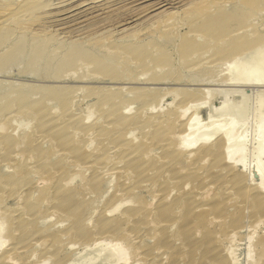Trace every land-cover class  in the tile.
Masks as SVG:
<instances>
[{"label": "rangeland", "instance_id": "obj_1", "mask_svg": "<svg viewBox=\"0 0 264 264\" xmlns=\"http://www.w3.org/2000/svg\"><path fill=\"white\" fill-rule=\"evenodd\" d=\"M97 1L99 0H50L49 10H45V14H47V12L51 14L61 13L63 15L62 18L70 16L72 17L71 20L78 17L79 21L81 20L80 26L77 25L73 27V29L89 26L88 28L93 30L95 26L96 29H102L103 27V29L106 30L110 26L118 24V21H122L127 24L124 23L126 25L121 29L126 28L128 30L133 26H136V29H141L142 27L145 29V26L150 24V21H155V18L157 19L158 17L165 16L172 12L176 14V16H174L177 18H186V16H182V14L186 15L191 11V8L184 7L183 5L187 0L185 2L168 0L170 4L157 11H152L154 10L152 8L153 3L164 0H154V2L152 1L151 3L150 0H138L134 3H131L133 0H130L131 2H124V5L121 3L118 6L112 7V9L110 8L111 11L110 9L101 11L95 8L101 7V4L103 5L109 0H104L105 2L103 1V3L98 2V4ZM176 2L180 3L177 4ZM181 5H183L182 7L184 8H181ZM106 6L109 7L112 6V4ZM92 7L93 9H91ZM105 7L101 8L103 9ZM115 8L121 9L114 11ZM132 9L134 11H132ZM61 11L65 13L63 14ZM94 11L96 12L94 13ZM105 11L109 13L107 14ZM160 11L166 14L160 15L162 14ZM87 13L89 15H87ZM98 13H101L102 16L98 15ZM73 15L76 16L73 17ZM79 15L81 16L79 17ZM93 15H96L95 19ZM100 17L103 18L101 19ZM93 20L95 21L93 22ZM134 20L137 21L135 22ZM79 21L71 23L70 26H72V24H78ZM104 23L108 24L104 25ZM37 24L38 23H36V25ZM99 24L102 25L99 26ZM109 24L110 26H108ZM106 26H108V28ZM112 39L113 38H111V40ZM108 41H110V39ZM108 41H106V44L109 45L110 43ZM117 43H120V41ZM121 43H123V40ZM6 45L3 46L5 47ZM117 51L118 49H116L115 52L118 53ZM99 52L102 54L105 53L104 51ZM177 54L176 52L167 55L164 52H160V54L155 57V60L161 59V62L162 59L165 58V63L163 62L161 65L150 63L149 66V64H144V60H142L141 62L138 61L139 63L135 65L124 63L122 67L114 64L117 63L116 59L118 58L115 59L116 56L114 55L115 57H111L114 59L113 62L111 61L113 64L111 63L108 67H101L104 69L100 70L103 74H100L101 79L98 78L99 69L95 67V65H90L91 68L89 69H84V66L81 64V66H76V68L73 64L69 67H62L57 63L47 66L45 62L35 66L30 60H22L21 62L19 58H14L12 51L7 53L3 52L0 55V71L6 70V75L10 74L9 76H11L10 78L9 76L6 77L5 73L0 74V81L3 82L0 83V89L5 86L1 89L2 98H0V138L2 141V139L5 140V138L12 136V141L8 142L9 140H5L0 143V157H2L0 158V259H3L2 256H9L13 253L11 256L14 261L13 259H11L12 261H8L10 264H111L110 261L109 263H105L103 260L102 262L101 260L97 261L95 259L94 255L97 256V254H95L96 252L94 253V249L98 242L102 243V245L97 247L99 249L96 248V250L99 251L102 247L105 251L107 250V252L108 250L113 252L114 247L120 248L119 252H116V254L113 252L111 254L114 259L117 260L114 261L113 259L112 264H235L236 261H238V264H264V211H262L260 205H256L258 203L253 200L259 192L256 193V189L252 191L249 190V193L247 190L236 189L237 187H234L236 183L234 182L236 179H233L234 174L231 168L227 166L228 164L222 161L223 159L209 157L213 161H210L209 158L204 161L209 162V164L206 163L207 166L204 162L200 164L196 160L193 162L191 161L192 164L186 163L188 162L187 160H182L184 158L178 156L177 150L174 149L176 144L174 145L173 143L177 141L179 136L185 133V124L188 122V119H191L193 116L198 117L194 127L196 128V126H198L196 129H199V132L210 131L211 129V131H220L218 135L219 138L224 136L227 137V134H231V136H235V139H239H233L236 142L238 141V143L244 140L245 137V139L247 138L244 140L245 144L241 143L240 145H236V142L231 141V143H235V145L233 146L231 143V146L229 145V154L233 157L232 160L236 163L238 159L240 160L239 164L241 163L240 165H242L241 168L238 164L239 167L234 169L233 172H240L241 170L244 173L245 171L246 174L250 175L249 177L253 184L257 185L261 183L258 166L264 163V155L257 157V154L256 156L255 153H258V151H255V147H258V145L255 144L252 138H255L256 134L262 129V126H264V87H243L241 88L242 92L238 95H230L222 100V96L217 94L214 95V91L231 89L226 87L222 82L228 78L230 70L227 71L224 69L222 75L215 71V69L207 67H202V69L200 67L193 71L188 67L190 65H186V63L184 65L183 61L181 62V59L179 60ZM97 56H99L97 59L103 60V58H100V56L103 55L97 53ZM5 60L6 62H4ZM13 63L17 64L15 65ZM85 63L86 61L83 64ZM247 63L248 61L245 60V62L239 65L236 71V75L240 79L244 77V73L252 67L251 65L248 66ZM158 66L161 68L160 72L155 69V67L158 68ZM32 69L36 70L35 73H41V78L45 77L46 73L50 71L49 74L53 73L52 75L54 76L62 75L64 77L66 75H72L73 72L76 73L77 76L80 74L78 76L79 79L80 76L81 78L84 76V78L87 77V80L83 79L85 81L84 83L80 80L82 82L79 83V80L75 77L71 80L73 82L68 84L29 83L26 81L29 78L27 73ZM46 69L48 70L46 71ZM165 69L168 71L166 72ZM22 71L23 74H21ZM210 71L211 75H213L211 77L209 74ZM256 71L264 73V65H261ZM218 76H220L221 81ZM211 78H213V80L217 78L216 80L220 83L216 81L212 82ZM29 80H31V78H29ZM244 85L245 84L239 86ZM199 89L210 90V93L213 92V95L210 93L209 95L211 96L204 94ZM145 91L147 94L144 96ZM176 93L178 94L176 95ZM130 96L133 97L130 98ZM147 96L150 98L148 99ZM18 97L20 103L17 101L19 100ZM16 98L17 100H14ZM22 98L23 100L21 101ZM151 98H153L155 102ZM1 99H3V101ZM107 100L108 102L110 101V103H107ZM204 102H207L206 105L194 107L196 104L198 105ZM104 103H107V105L105 104V106ZM27 105L28 107H26ZM238 105H242L244 109L235 112L233 109L237 108L236 106ZM40 106L43 108V112ZM174 107L179 110V114H181V112H187L186 114L183 113L186 117H181L179 120L178 128L176 127V130H172V133L177 137L168 134L167 130L172 128V124L164 121L166 119V114L173 110ZM220 108L225 111L220 112ZM178 110L177 116L179 115ZM120 114L128 117H133L137 114V116L140 115L141 118L134 123H122L119 118L122 117ZM59 120H61L60 123ZM22 122L24 125H20L23 124ZM182 127L183 131L181 130ZM87 130L91 131L89 132ZM158 130H161V134ZM57 131L60 132L57 135L58 137L56 136ZM165 131L167 132L165 133ZM199 132L197 135L200 134ZM222 133L223 135H221ZM65 134L68 136L66 137ZM73 135L74 137H72ZM60 136H62V138L65 137V139L61 140ZM169 136H171L172 139ZM240 136H242V140ZM70 138L72 140H70ZM6 141L8 143H6L7 146L4 144ZM126 142L128 144L133 143V145L130 144L132 147L128 145L129 148L127 144H124ZM141 142L143 144L147 142L148 144L143 145ZM64 143H68L67 146ZM134 145L139 149V152L137 151L139 154L136 152L138 149L135 148ZM145 145H147V147ZM171 146H173V148ZM14 147L15 149H13ZM145 147L147 149H145ZM148 153H150L151 156ZM176 153L177 156L175 155ZM85 154L88 158H86ZM83 155L84 157H82ZM28 157L29 159L30 157L33 159H31L32 162L29 161ZM41 159L43 161H41ZM158 161L164 165H161ZM38 162H40L39 167L37 165ZM66 162L67 164H65ZM40 164L45 165L44 169ZM230 165L231 164H229V166ZM68 166L71 169H69ZM195 166L201 167L195 169ZM6 167L7 170H5ZM187 167L189 171H187ZM40 168L42 170H40ZM93 169L97 170L94 171ZM214 170H217L216 172L219 170V172L216 173ZM186 171L190 175H188ZM179 172L181 176L178 175ZM195 172L199 173L193 175ZM12 179L13 182L11 181ZM62 179H68V181L72 183H69L66 189L64 188L61 190L58 184ZM226 180H228V182H226ZM251 181L249 182L250 184ZM183 183L185 184L183 185ZM244 183H247V181ZM221 186L224 187L222 188ZM70 189L72 192L69 191ZM177 194L181 195L179 196ZM180 200L183 201L184 205L181 204L182 201L180 202ZM246 201L248 202L246 203ZM174 203L179 204V207L175 210L176 212L173 213L172 204ZM251 203L253 204L252 206ZM119 204H122V206L116 210L117 212H113L112 215L108 214L111 210H115ZM123 213L129 215V220H119L121 222L119 225L112 221L117 218L119 219L121 215L123 216ZM109 215H111V217H108ZM158 216H160L165 223H158V225L156 222ZM179 217H181V219ZM153 218L155 219L153 220ZM106 219L108 220L106 221ZM71 220H74V222L72 223ZM151 221L153 222L152 224ZM76 222L78 225H75ZM115 224L117 226H114ZM154 224H157L155 225L156 227H154ZM162 225L163 227H161ZM167 225L168 227H166ZM158 226H160V228ZM181 232L182 234L184 233V236L176 241L174 235ZM233 233H237L233 235L236 236V238L231 237ZM97 239H100V241H97ZM225 239H227V241ZM228 239H230V241ZM33 244H35V246ZM69 246L70 248H68ZM14 248H16V250L19 248L17 252L20 253L16 252L14 255L15 252H11ZM86 248L88 249L86 250ZM56 250L59 251L57 252ZM110 252L108 253L110 254ZM7 253H9V255ZM127 256L129 257V262H126L127 260L125 261ZM2 259L0 260V264Z\"/></svg>", "mask_w": 264, "mask_h": 264}, {"label": "bare ground", "instance_id": "obj_2", "mask_svg": "<svg viewBox=\"0 0 264 264\" xmlns=\"http://www.w3.org/2000/svg\"><path fill=\"white\" fill-rule=\"evenodd\" d=\"M104 0H99L97 1L99 3H103ZM130 0H109L107 3L105 2L103 5L101 4V7H105L106 5L112 4V6L109 7H105V8H101V7H95L101 11L106 10V9H112V7L114 6H118L121 3L124 2H129ZM138 0H133L131 3H134ZM141 1V0H140ZM154 2V0H150L151 2ZM170 1V0H169ZM168 0H164V1H159V2H155L152 5V8L154 10L152 11H157L158 9L168 6L169 3ZM172 1V0H171ZM176 1H183L185 2L186 0H176ZM145 2V1H143ZM142 2V3H143ZM178 2V3H180ZM49 3L50 0L48 2V0H0V55L5 52H13V57L14 58H19L22 62V60H30L31 63H33L35 66L40 65L41 63H46L47 66H51L53 64H59L62 67H69L72 64L75 66H84V69H89L91 68L90 65L97 67L99 69V77L100 78V74L103 75L100 70H102L105 66H110L111 63L114 61V59H112L111 57H115V59L117 60V63H114L118 66H121L125 63H130V64H138V61H142L144 60V64H149L150 63H154L155 65H161L163 62L165 63V58L162 59V61L160 62L161 59H157V61L155 60V57L157 55L160 54V52H164L167 55H169L170 53L174 54V53H178L177 56L179 58V60L181 59V62L183 61L184 65L186 63V65H190L188 67L191 68V70H195V69H199L201 67H207V68H212L215 69V71H217L218 73H221L225 70L230 71L228 73V78H226L225 80H223L222 82L226 85V87H229L231 89L228 90H215L214 91V95H221L222 96V100H224V98L229 97L230 95H238L240 92H242L243 87H264V73H261L260 71H256L259 67H261V65H264V0H187L184 5V7L186 6L187 8H191V11L189 13H187L186 11V15L182 16H186V18L181 17V19L175 17L176 14L174 12L172 13H168V14H162L160 15H165V16H161L158 17L157 19L155 18V21H150V24H148L147 26H145L146 28L143 29V27L141 29H136V26L131 29H121L122 27H124L126 24H124L122 21V23L120 21H118V24H115L114 26H110V24L108 26H110L108 28V26H106L108 29L104 30L103 27L102 29H96L94 26V29H89L88 27H79V28H75L73 29V27H76L77 25L80 24L81 20L79 21V18L76 17L75 19H72V17H65L62 18V14H51L48 13L45 14V10H49ZM52 3V2H51ZM96 3V2H95ZM94 3V4H95ZM149 3V4H150ZM177 3V2H176ZM177 3V4H178ZM140 4V3H139ZM127 5V4H126ZM174 5V4H173ZM183 5H181V8ZM122 6V5H121ZM171 7V6H170ZM180 7V6H179ZM178 7V8H179ZM54 8V7H53ZM133 8V6H132ZM168 8V7H167ZM166 8V9H167ZM173 8V7H172ZM186 8V9H187ZM75 9V8H74ZM93 9V7L91 8ZM110 9V11H111ZM121 9V8H119ZM119 9H116L114 11H118ZM125 9V8H124ZM130 9V8H129ZM149 9V8H148ZM151 9V8H150ZM164 9V8H163ZM170 9V8H169ZM177 9V8H176ZM174 9V10H176ZM69 10V9H67ZM71 10V9H70ZM76 10V9H75ZM87 10L89 11V9L87 8ZM95 10V9H94ZM98 10V11H99ZM112 10V11H113ZM190 10V9H189ZM188 10V11H189ZM65 11V10H64ZM85 11V10H83ZM97 11V10H96ZM94 11V13L96 12ZM108 11V10H107ZM132 11H134L132 9ZM150 11V12H152ZM165 11V10H164ZM62 12V11H61ZM92 12V11H90ZM106 12V11H105ZM58 13V12H57ZM63 13V12H62ZM65 13V12H64ZM63 13V14H64ZM72 13V12H71ZM89 13V12H88ZM87 13V15H89ZM93 13V12H92ZM91 13V14H92ZM107 13V12H106ZM109 13V12H108ZM107 13V14H108ZM131 13V12H130ZM147 13V12H146ZM181 13V12H180ZM178 13V14H180ZM183 13V11H182ZM68 14V13H66ZM78 14V13H77ZM83 14V13H82ZM105 14V13H104ZM177 14V15H178ZM98 15L102 16L101 13ZM97 15V16H98ZM111 15V14H110ZM144 15V14H143ZM157 15V14H156ZM159 15V14H158ZM175 15V16H174ZM68 16V15H67ZM76 15H73V17ZM81 15H79L80 17ZM96 15H93L94 19H95ZM104 16V15H103ZM113 16V15H112ZM147 16V15H146ZM99 17V16H98ZM105 17V16H104ZM107 17V16H106ZM141 17V16H140ZM139 17V18H140ZM61 18V19H60ZM85 18V17H84ZM83 18V19H84ZM88 18V17H87ZM101 18V17H100ZM103 18V17H102ZM101 18V19H102ZM123 18V17H122ZM184 18V19H183ZM90 19V17H89ZM88 19V20H89ZM98 19V20H101ZM109 19V18H108ZM111 19V16H110ZM118 19V18H117ZM128 19V18H127ZM92 20V19H91ZM107 20V19H106ZM146 20V19H145ZM79 21L78 24H72V26H70L71 23L77 22ZM83 21V20H82ZM85 21V19H84ZM95 20H93L94 22ZM105 21V20H104ZM103 21V22H104ZM133 21V20H131ZM135 21V20H134ZM137 21V20H136ZM135 21V22H136ZM87 22V19H86ZM99 22V21H97ZM128 22V21H127ZM36 23H38L36 25ZM90 23V22H89ZM102 23V22H101ZM129 23V22H128ZM83 24V22H82ZM91 24V23H90ZM97 24V23H96ZM108 24V23H104ZM134 24V23H133ZM36 25V26H35ZM92 25V24H91ZM102 25V24H101ZM99 24V26H101ZM103 25V26H104ZM112 25V24H111ZM138 25V24H137ZM80 26V25H79ZM91 27V26H90ZM127 27V26H126ZM105 31V32H104ZM107 34V35H106ZM105 35V36H104ZM111 38H113L111 40ZM119 38V39H118ZM110 39V41H108ZM123 40V43H121V41ZM106 41H108L110 44H106ZM120 43H117L119 42ZM7 44V45H6ZM3 45H6L5 47ZM93 45V47H92ZM89 46V47H88ZM2 47H4L3 49H1ZM92 47V48H91ZM120 47V48H119ZM123 48V49H122ZM116 49H118V53H116ZM98 50V51H97ZM99 51H104L105 53L102 54ZM120 51V52H119ZM2 52V53H1ZM97 53L103 56H100V58H103V60L101 59H97L99 58V56H97ZM116 53V54H114ZM115 56H114V55ZM176 55V54H175ZM176 56V57H177ZM111 58V59H110ZM131 58V59H130ZM160 58V57H159ZM163 58V57H162ZM168 58V57H167ZM18 59V60H19ZM173 59V58H172ZM75 60V61H74ZM130 60V61H129ZM248 61L247 65H251L252 67H250L246 73H244V77H241V79L236 75V71L239 67V65L243 62ZM86 61L85 64H83ZM89 61V62H88ZM112 61V62H111ZM129 61V62H128ZM6 62V60L4 61ZM15 62V61H14ZM20 62V61H19ZM75 62V63H74ZM168 62V61H167ZM13 64H17V63H13ZM76 64V65H75ZM81 64V65H80ZM113 64V63H112ZM31 65V64H30ZM183 65V66H184ZM8 66V65H7ZM139 66V65H138ZM17 67V66H16ZM103 67V68H101ZM148 67V66H147ZM227 67V68H226ZM49 68V67H48ZM83 68V67H81ZM96 68V70H97ZM101 68V69H100ZM124 68V67H123ZM2 69V68H1ZM4 69V68H3ZM60 69V68H58ZM132 69V68H131ZM155 69H157L156 71L161 70V68L158 66V68L155 67ZM8 70V69H7ZM25 70V69H24ZM48 69H46L47 71ZM74 70V68H73ZM104 70V69H103ZM163 70V69H162ZM166 70V69H165ZM164 70V71H165ZM204 70V69H203ZM207 70V69H206ZM210 70V69H209ZM260 70V69H259ZM36 70L32 69L29 70L27 75L29 78H31V80H29V78L27 79L26 76L25 78L27 79L26 81H28L29 83L31 82H42V83H47V84H68V83H72L75 77H77L76 79L79 80V83L83 81V83L85 82L80 76L79 79V75L77 76L76 73L72 72V75L70 74L69 76H54L52 75L53 73L49 74V72L46 73L45 77L41 78L42 75L41 73H35ZM52 71V70H51ZM81 71V70H80ZM98 71V70H97ZM96 71V72H97ZM134 71V70H133ZM168 70H166L167 72ZM212 71V70H211ZM211 71L209 72L210 77L213 76L211 75ZM6 72L5 71H0V74H4ZM87 72V71H86ZM140 72V71H139ZM155 72V71H154ZM188 72V71H187ZM192 72V71H190ZM202 72V70H201ZM213 72V71H212ZM216 72V73H217ZM7 73V72H6ZM5 73V75H6ZM9 73V72H8ZM21 73V72H20ZM19 73V75H20ZM25 73V72H24ZM44 73V72H43ZM57 73V70H56ZM82 73V72H81ZM149 73V72H148ZM176 73V72H175ZM23 74V71L22 73ZM127 74V73H126ZM151 74V73H150ZM10 75V74H9ZM9 75H6L9 76ZM135 75V74H134ZM146 75V74H145ZM157 75V74H156ZM160 75V74H159ZM220 75V76H221ZM225 75V74H224ZM4 76V75H2ZM21 76V75H20ZM118 76V75H117ZM120 76V75H119ZM128 76V74H127ZM149 76V75H148ZM196 76V75H195ZM198 76V74H197ZM196 76V77H197ZM220 76H218L220 78ZM1 77V76H0ZM11 78V76H9ZM70 77V78H69ZM132 77V76H131ZM140 77V76H139ZM142 77V76H141ZM204 77V76H202ZM208 77V76H207ZM97 78V77H96ZM95 78V79H96ZM128 78V77H126ZM133 78V77H132ZM148 78V77H147ZM156 78V77H155ZM161 78V77H160ZM218 78V79H219ZM243 78V79H242ZM6 79V78H5ZM14 79V78H13ZM43 79V80H40ZM101 79V78H100ZM106 79V77H105ZM131 79V78H130ZM167 79V78H166ZM170 79V78H169ZM168 79V80H169ZM186 79V78H184ZM183 79V80H184ZM199 79V78H198ZM204 79V78H203ZM206 79V78H205ZM212 82L216 81L217 83L219 82L218 80H213ZM82 80V81H80ZM87 80V79H86ZM90 80V79H89ZM94 80V77H93ZM99 80V79H97ZM103 80V79H102ZM160 80V79H159ZM192 80V79H191ZM210 80V78H209ZM240 80V81H237ZM242 80V81H241ZM24 81V80H22ZM21 81V82H22ZM96 81V80H95ZM114 81V80H113ZM128 81V80H127ZM165 81V80H164ZM211 81V80H210ZM221 81V78H220ZM20 82V81H19ZM25 82V81H24ZM77 82V81H76ZM97 83H99L98 81H96ZM121 82V81H120ZM124 82V81H123ZM155 82V81H154ZM237 82V83H236ZM238 82H242V83H238ZM0 83H3L0 81ZM40 83V84H42ZM75 83V82H74ZM78 83V82H77ZM87 83V82H86ZM91 83V82H90ZM101 83V82H100ZM104 83V82H102ZM112 83V82H110ZM109 83V84H110ZM118 83V82H117ZM134 83V82H132ZM136 83V82H135ZM209 83V82H208ZM220 83V82H219ZM115 84V83H113ZM112 84V85H113ZM119 84V83H118ZM150 84V83H149ZM211 84V83H210ZM245 84L244 86H239ZM16 85V84H15ZM120 85V84H119ZM221 85V84H219ZM223 85V84H222ZM224 85V86H225ZM2 86V85H1ZM42 86V85H41ZM217 86V85H216ZM5 87V86H3ZM2 87V88H3ZM32 87V86H31ZM1 88V89H2ZM62 88V87H61ZM0 89V93L1 90ZM5 89V88H4ZM68 89V88H66ZM70 89V88H69ZM72 89V88H71ZM147 89V88H146ZM152 89V88H151ZM65 90V89H64ZM125 90V89H124ZM193 90V89H192ZM201 90V89H199ZM161 91V90H160ZM159 91V92H160ZM204 94L209 95L210 90L207 89H202L201 90ZM200 91V92H201ZM128 92V91H126ZM135 92V91H134ZM158 92V93H159ZM106 93V92H105ZM110 93V92H108ZM143 93V92H142ZM149 93V92H148ZM172 93V92H171ZM193 93V92H192ZM191 93V94H192ZM199 93V92H198ZM52 94V93H51ZM96 94V92H95ZM146 91L144 92V96H145ZM151 94V93H150ZM160 94V93H159ZM178 93H176L177 95ZM211 95H213V92L210 93ZM105 95V94H104ZM154 95V94H153ZM158 95V94H157ZM162 95V94H161ZM171 95V94H169ZM176 95H175V99H176ZM209 95V96H211ZM2 98V93L0 95ZM5 96V95H3ZM100 96V95H99ZM103 96V95H102ZM106 96V95H105ZM122 96V95H121ZM143 96V95H142ZM151 96V95H150ZM174 96V95H173ZM21 97V96H20ZM97 97V96H96ZM95 97V98H96ZM118 97V95H117ZM133 96H130V98ZM135 97V96H134ZM189 97V96H188ZM187 97V98H188ZM196 97V96H195ZM110 98V97H109ZM125 98V97H124ZM147 98L149 99L150 97L147 96ZM209 98V97H207ZM5 99V98H4ZM19 99V97H18ZM120 99V98H119ZM123 99V97H122ZM142 99V98H141ZM145 99V98H144ZM153 99V98H151ZM164 99V98H163ZM189 99V98H188ZM210 99V98H209ZM3 101V99H1ZM12 100V98H11ZM14 100H17L14 99ZM23 100V98L21 99V101ZM98 100V99H97ZM154 100V99H153ZM18 102L20 101L17 100ZM25 101V99H24ZM104 101V100H103ZM114 101V100H113ZM162 101V100H161ZM164 101V100H163ZM178 101V100H175ZM14 102V101H13ZM17 102V103H18ZM37 102V101H36ZM35 102V103H36ZM39 102V101H38ZM100 102V101H99ZM119 102V100H118ZM155 102V100H154ZM8 103V102H7ZM12 103V102H10ZM20 103V102H19ZM107 103H110V101ZM107 103H104V105ZM162 103V102H161ZM184 103V102H183ZM207 103V102H206ZM206 103H201V104H196V106H194L195 108L198 106H204L206 105ZM14 104V103H13ZM33 104V103H32ZM37 104V103H36ZM40 104V102H39ZM45 104V103H44ZM50 104V103H49ZM113 104V103H112ZM140 104V103H139ZM147 104V103H146ZM150 104V103H149ZM153 104V103H152ZM155 104V103H154ZM157 104V103H156ZM12 105V104H9ZM16 105V104H15ZM14 105V106H15ZM20 105V104H19ZM31 105V104H30ZM38 105V104H37ZM41 105V104H40ZM43 105V104H42ZM52 105V103H51ZM66 105V104H65ZM105 105V106H106ZM117 105V104H116ZM121 105V102H120ZM124 105V104H123ZM193 105V104H191ZM225 105V104H224ZM18 106V105H17ZM36 106V105H35ZM110 106V105H109ZM151 106V104H150ZM174 106V105H173ZM28 107V105L26 106ZM41 107V106H40ZM116 107V106H115ZM154 107V106H152ZM158 107V106H157ZM171 107V106H170ZM237 108H234L233 110L235 112L239 111V110H243L244 107L242 105H238L236 106ZM11 108V107H10ZM42 108V107H41ZM65 108V107H64ZM63 108V109H64ZM34 109V108H33ZM44 109H45V105H44ZM47 109V108H46ZM41 110V109H39ZM67 110V109H65ZM126 110V109H125ZM143 110V109H142ZM141 110V112H142ZM148 110V109H147ZM151 110V109H150ZM153 110V108H152ZM159 110V109H158ZM171 110V108H170ZM177 110L175 107L173 110H171L170 112H168L166 114V119L164 121H166L167 123L172 124V128L168 129V134H171V136H176L174 135V133H172L174 131V129L179 125V120L181 119V117H186V113L187 112H181V114H179V110H178V115L177 116ZM181 110V109H180ZM37 111V110H36ZM47 111V110H45ZM68 111V110H67ZM186 111V109H185ZM225 111L222 108H220V112ZM42 112H43V108H42ZM126 112V111H125ZM144 112V111H143ZM155 112V110H154ZM156 113V112H155ZM185 113V114H183ZM144 114V113H143ZM115 115V113H114ZM122 117L120 118V121L122 123H126V122H136L139 121L141 116H136L134 115L133 117H128V116H124L123 114ZM35 116V115H34ZM58 117V116H57ZM163 117V115H162ZM153 118V117H152ZM165 118V116H164ZM198 119V117L193 116L191 119H188V122H186L185 124V133H183V135L179 136L177 138V141L173 142L174 143V149L177 150L178 152V156H182L181 158H184L182 160H187L188 162L186 163H191V161H198V163H202L206 160H208L209 157H213L214 159H223L222 161H224V163L226 162L227 166L231 168L232 173L234 174L233 179L235 178L236 182L234 184V187L236 186L238 190H247L249 193V190L252 191L253 189H256V193H258V195L256 197L253 198V200H255L258 204L256 205H260V209L262 211H264V163L261 164L260 166H258V172L261 176V183L259 184H253L251 179H250V175L246 174V172L241 171L240 172H233L234 169H236L239 164V161L237 159V162L234 163L235 161L232 160V156H230V152H229V147L231 146V141L236 142L235 140H239V139H235V136H231V134H227V137H222L219 138L218 135L220 134V131H200L199 129H196L198 126H196V128L194 127V124H196V120ZM55 120V119H54ZM184 120V119H183ZM53 121V119H52ZM56 121V120H55ZM61 120H59L60 123ZM119 121V119H118ZM18 122V121H16ZM23 123V122H22ZM29 123V122H27ZM78 123V122H77ZM76 123V124H77ZM118 123V122H117ZM181 123V122H180ZM183 123V122H182ZM26 124V123H25ZM54 124V123H53ZM120 124V123H119ZM20 125H24L20 124ZM29 125V124H28ZM58 125V124H57ZM70 125V124H69ZM85 125V124H84ZM98 125V124H97ZM64 126V125H63ZM74 126V125H73ZM174 126V127H173ZM182 126V125H181ZM40 127V126H39ZM57 127V126H56ZM55 127V128H56ZM82 127V126H81ZM107 127V126H106ZM116 127V126H115ZM28 128V127H27ZM41 128V127H40ZM60 128V126H59ZM73 128V127H72ZM85 128V127H84ZM98 128V127H97ZM104 128V127H103ZM169 128V127H168ZM53 129V128H52ZM91 129V128H90ZM94 129V128H93ZM183 129V127L181 128V130ZM59 130V129H58ZM86 130V129H85ZM92 130V129H91ZM90 130V131H91ZM101 130V129H100ZM104 130V129H103ZM108 130V129H107ZM117 130V129H116ZM173 130V131H172ZM176 130V129H175ZM178 130V129H177ZM56 131V130H55ZM62 131V130H61ZM84 131V130H83ZM89 131V130H87ZM89 131V132H90ZM105 131V130H104ZM151 131V130H150ZM159 131V130H158ZM165 131V133L167 132ZM180 131V129H179ZM183 131V130H182ZM53 132V131H52ZM149 132V131H148ZM161 134V130L159 131ZM177 132V131H176ZM175 132V133H176ZM200 133L197 135V133ZM57 134L56 136L58 135ZM70 133V132H69ZM72 133V132H71ZM106 133V132H105ZM163 133V132H162ZM164 133V134H165ZM182 133V132H181ZM68 134V133H67ZM114 134V133H113ZM159 134V135H160ZM167 134V135H168ZM177 134V133H176ZM55 135V134H54ZM62 135V134H60ZM64 135V134H63ZM92 135V134H91ZM90 135V136H91ZM223 135V133L221 134ZM234 135V134H233ZM66 136V134H65ZM68 136V135H67ZM66 136V137H67ZM81 136V135H80ZM99 136V135H98ZM169 136L171 139L172 137ZM14 137V136H13ZM58 137V136H57ZM61 137V140L65 139ZM59 137V138H60ZM74 137V135L72 136ZM71 137V138H72ZM76 137V136H75ZM120 137V136H119ZM123 137V136H122ZM127 137V135H126ZM177 137V136H176ZM241 140L243 139L242 136H240ZM3 138V137H2ZM5 138V137H4ZM12 136H9L8 138H5V140H9L8 142L12 141L11 140ZM57 138V139H59ZM70 138V140H72ZM79 138V137H78ZM93 138V137H92ZM121 138V137H120ZM129 138V137H128ZM166 138V137H165ZM90 139V138H88ZM105 139V138H104ZM125 139V138H124ZM127 139V138H126ZM174 140H176L175 138H173ZM235 139V140H233ZM247 139V138H246ZM244 137V140H246ZM254 139V140H253ZM4 139L0 138V143L5 141ZM32 140V139H31ZM170 140V139H169ZM240 140V141H241ZM242 140L240 143H238V141L236 142L237 144H245V141ZM252 140L255 142V144L258 145L257 150L255 147V151L258 153H255L256 156L258 154L257 157H261L262 155H264V126H262V129L259 130V132L256 134L255 138H252ZM7 141L4 143L6 144ZM17 141V140H16ZM59 141V140H58ZM69 141V140H68ZM102 141V140H101ZM124 141V140H123ZM122 141V142H123ZM126 141V140H125ZM14 142V141H13ZM12 142V143H13ZM61 142V141H60ZM72 142V141H71ZM133 142V141H132ZM138 142V141H137ZM143 142V141H142ZM141 142V143H142ZM171 142V141H170ZM253 142V143H254ZM16 143V142H15ZM70 143V142H69ZM93 143V141H92ZM140 143V144H141ZM172 143V142H171ZM169 143V144H171ZM231 143V144H230ZM249 143V142H248ZM8 144V143H7ZM7 144L5 146H7ZM11 144V143H9ZM17 144V143H16ZM63 144V143H61ZM65 144V143H64ZM68 144V143H67ZM67 144H65L67 146ZM71 144V143H70ZM73 144V142H72ZM91 144V143H90ZM101 144V143H100ZM127 144V146H131L130 144L133 145V143L128 144L127 142L124 143ZM143 144V143H142ZM141 144V145H142ZM144 144H148L147 142ZM143 144V145H144ZM251 144V143H250ZM12 145V144H11ZM167 145V144H166ZM230 145V146H229ZM233 146L235 145V143L232 144ZM247 145V144H246ZM17 146V145H15ZM128 146V147H129ZM140 146V145H139ZM138 146V147H139ZM147 147V145H145ZM161 146V145H160ZM170 146V145H169ZM40 147V146H39ZM78 147V146H77ZM91 147V146H89ZM132 147V146H131ZM135 148H137L134 145ZM143 147V146H142ZM145 147V149H147ZM173 148V146H171ZM4 148V147H3ZM65 148V147H64ZM127 148V147H126ZM130 148V147H129ZM128 148V149H129ZM149 148V147H148ZM168 148V147H167ZM2 149V148H1ZM15 149V147L13 148ZM12 149V150H13ZM18 149V148H17ZM68 149L70 150V148L68 147ZM93 149V148H92ZM138 149V148H137ZM144 149V148H143ZM169 149V148H168ZM171 149V148H170ZM173 149V150H174ZM3 150V149H2ZM21 150V149H20ZM36 150V149H35ZM56 150V149H55ZM76 150V148H75ZM85 150V149H84ZM109 150V149H108ZM124 150V149H122ZM149 150V149H148ZM147 150V151H148ZM254 150V147H253ZM18 151V150H15ZM31 151V150H30ZM86 151V150H85ZM117 151V150H115ZM139 152V149L136 150V152ZM77 152V151H76ZM104 152V151H103ZM134 152V151H133ZM137 152V153H138ZM173 152V151H172ZM176 152V151H175ZM9 153V152H7ZM82 153V152H80ZM113 153V152H112ZM151 153V152H150ZM150 153H148L150 155ZM12 154V152H11ZM135 154V153H134ZM139 154V153H138ZM254 154V155H255ZM8 155V154H6ZM62 155V154H61ZM82 155V154H81ZM127 155V154H126ZM170 155V153H169ZM167 155V156H169ZM177 156V153L175 154ZM16 156V154H15ZM14 156V157H15ZM86 156V154H85ZM96 156V155H95ZM100 156V155H98ZM151 156V155H150ZM171 156V155H170ZM81 157V156H80ZM84 157V155L82 156ZM81 157V158H82ZM103 157V156H102ZM101 157V158H102ZM148 157V156H147ZM172 157V156H171ZM2 158V157H0ZM13 158V157H11ZM23 158V157H22ZM46 158V157H44ZM51 158V157H50ZM86 158H88L86 156ZM85 158V159H86ZM174 158V157H173ZM179 158V157H177ZM5 159V158H3ZM2 159V160H3ZM7 159V158H6ZM29 159V157H28ZM32 158L30 157L29 161L32 162L31 160ZM43 159V158H42ZM41 159V161H43ZM58 159V158H57ZM70 159V158H69ZM143 159V158H142ZM210 159V158H209ZM259 159V158H256ZM12 160V159H11ZM60 160V159H59ZM58 160V161H59ZM63 160V157H62ZM61 160V161H62ZM83 160V159H82ZM177 160V159H176ZM212 159H210L211 161ZM6 161V160H5ZM37 161V160H35ZM87 161V160H86ZM103 161V160H102ZM147 161V159H146ZM190 161V162H189ZM213 161V160H212ZM18 162V161H17ZM28 162V161H27ZM56 162V161H55ZM159 162V161H158ZM156 162V163H158ZM183 162V161H182ZM232 162V163H231ZM25 163V162H24ZM37 163V162H36ZM35 163V165H36ZM39 163L38 162V167H39ZM63 163V162H62ZM72 163V162H71ZM141 163V162H140ZM148 163V162H147ZM161 165L163 163L159 162ZM158 163V164H159ZM169 163V161H168ZM167 163V164H168ZM175 163V162H174ZM205 165L206 163L209 164V162H204ZM32 164V163H31ZM30 164V165H31ZM34 164V163H33ZM67 164V162L65 163ZM101 164V163H100ZM192 164V163H191ZM229 164H231L229 166ZM241 164V163H240ZM239 164V165H240ZM25 165V164H24ZM41 165V164H40ZM43 165V166H42ZM41 167H43L44 169V164H42ZM47 165V164H46ZM62 165V164H61ZM60 165V166H61ZM164 165V164H163ZM213 165V164H212ZM220 165V164H219ZM218 165V166H219ZM22 166V165H20ZM79 166V165H78ZM194 166V165H193ZM207 166V165H206ZM242 168V165H240ZM34 167V166H33ZM73 167V166H72ZM76 167V166H75ZM122 167V166H121ZM160 167V166H159ZM162 167V166H161ZM189 167V166H188ZM187 167V168H188ZM201 167V166H199ZM195 166L196 168H199ZM204 167V165H203ZM202 167V168H203ZM5 168V167H4ZM11 168V167H10ZM36 168V166H35ZM69 169H71L68 166ZM97 168V167H96ZM201 168V169H202ZM229 168V170H230ZM15 169V168H14ZM32 169V167H31ZM37 169V168H36ZM99 169V168H98ZM158 169V168H157ZM194 169V168H193ZM192 169V170H193ZM222 169V168H221ZM4 170V169H3ZM7 170V167L6 169ZM40 170H42L40 168ZM47 170V169H46ZM77 170V169H76ZM75 170V171H76ZM94 170V169H93ZM97 170V169H96ZM94 170V171H96ZM103 170V169H102ZM156 170V169H154ZM153 170V171H154ZM191 170V168H190ZM198 170V169H197ZM196 170V171H197ZM206 170V169H205ZM202 170V171H205ZM239 170V169H238ZM12 171V170H11ZM101 171V170H100ZM141 171V170H140ZM189 171V168L188 170ZM186 171V172H187ZM199 171V170H198ZM217 171V170H216ZM214 170V172H216ZM3 172V171H2ZM30 172V171H29ZM91 172V171H90ZM106 172V171H104ZM103 172V173H104ZM208 172V171H207ZM219 172V170H218ZM216 172V173H218ZM228 172V171H226ZM242 172V173H241ZM6 173V171H5ZM39 173V172H38ZM70 173V172H69ZM188 173V172H187ZM191 173V172H190ZM198 174L199 172H195L193 175ZM206 173V172H205ZM209 173V172H208ZM225 173V172H224ZM231 173V175H232ZM13 174V173H12ZM99 174V172H98ZM183 174V173H182ZM221 174V173H220ZM223 174V173H222ZM221 174V175H222ZM229 174V173H228ZM246 174V176H245ZM8 175V174H7ZM20 175V174H19ZM59 175V174H58ZM181 176V173L179 172V174ZM186 175V174H185ZM184 175V176H185ZM188 175H190L188 173ZM187 175V176H188ZM202 175V174H201ZM224 175V174H223ZM230 175V177H231ZM1 176V175H0ZM10 176V175H9ZM38 176V175H36ZM35 176V177H36ZM97 176V175H96ZM174 176V175H173ZM219 176V175H218ZM226 176V175H225ZM52 177V176H51ZM60 177V175H59ZM82 177V176H81ZM109 177V176H108ZM111 177V176H110ZM166 177V175H165ZM186 177V176H185ZM222 177V176H220ZM228 177V176H227ZM4 178V177H3ZM30 178V177H29ZM37 178V177H36ZM58 178V177H57ZM181 178V177H179ZM229 178V177H228ZM247 178V180H246ZM6 179V178H5ZM74 179V178H73ZM175 179V178H174ZM184 179V178H183ZM190 179V178H189ZM220 179V178H219ZM224 179V178H223ZM1 180V179H0ZM15 180V178H14ZM56 180V179H55ZM75 180V179H74ZM79 180V179H78ZM192 180V179H190ZM232 180V179H231ZM251 181V184L249 183ZM13 182V179L11 180ZM22 181V180H21ZM25 181V180H24ZM32 181V180H31ZM76 181V180H75ZM112 181V180H111ZM247 183H244L246 182ZM2 182V181H1ZM11 182V183H12ZM30 182V181H29ZM45 182V181H44ZM83 182V181H82ZM178 182V181H177ZM221 182V181H220ZM226 182H228V180H226ZM25 183V182H24ZM41 183V182H40ZM69 183H72L71 181H68V179H62L60 180V183L58 184L60 186V189H66V187H68ZM193 183V182H192ZM215 183V182H214ZM223 183V182H222ZM1 184V183H0ZM9 184V183H6ZM15 184V183H14ZM17 184V183H16ZM46 184V183H45ZM82 184V183H81ZM128 184V183H127ZM185 183H183L184 185ZM189 184V183H188ZM211 184V183H210ZM225 184V182H224ZM222 184V185H224ZM245 184V185H244ZM18 185V184H17ZM31 185V184H30ZM71 185V184H70ZM16 186V185H15ZM26 186V185H25ZM37 186V185H36ZM39 186V185H38ZM45 186V185H44ZM58 186V188H59ZM187 186V184H186ZM185 186V189H186ZM227 186V185H225ZM42 187V186H41ZM193 187V186H192ZM212 187V186H211ZM222 187V186H221ZM224 187V186H223ZM222 187V188H223ZM38 189V187H37ZM125 189V188H124ZM214 189V188H213ZM235 189V188H234ZM12 190V189H11ZM106 190V189H105ZM184 190V189H183ZM19 191V190H18ZM71 191V189L69 190ZM102 191V190H101ZM17 192V191H16ZM22 192V191H21ZM72 192V191H71ZM173 192V191H172ZM255 192V191H254ZM70 193V192H68ZM176 193V192H175ZM181 193V192H180ZM204 193V192H203ZM20 194V193H19ZM62 194V193H61ZM170 194V193H169ZM182 194L184 195L183 191ZM186 194V193H185ZM191 194V193H190ZM189 194V195H190ZM197 194V193H196ZM206 194V193H205ZM209 194V193H208ZM211 194V193H210ZM247 194V193H246ZM252 194V193H251ZM249 194V195H251ZM260 194V195H259ZM67 195V194H66ZM86 195V193H85ZM179 195V194H177ZM181 195V194H180ZM179 195V196H180ZM248 195V194H247ZM6 196V195H5ZM94 196V195H93ZM187 196V195H185ZM208 196V195H206ZM83 197V196H82ZM171 197V196H168ZM8 198V197H7ZM35 198V196H34ZM182 198V197H181ZM196 198V197H195ZM204 198V196H203ZM258 198V199H257ZM9 199V198H8ZM88 199V197H87ZM169 199V198H168ZM184 199V198H183ZM198 199V198H197ZM205 199V198H204ZM85 200V199H84ZM145 200V199H144ZM170 200V199H169ZM168 200V201H169ZM248 200V199H247ZM82 201V200H81ZM137 201V199H136ZM154 201V200H153ZM182 200H180L181 202ZM94 202V201H93ZM172 202V201H171ZM174 202V201H173ZM178 202V200H177ZM176 202V203H177ZM248 201H246L247 203ZM50 203V202H49ZM91 203V201H90ZM96 203V202H95ZM121 203V202H120ZM125 203V202H123ZM122 203V204H123ZM130 203V202H129ZM128 203V206H129ZM172 204L173 206V210L172 212H176L175 210L178 209L179 204ZM65 204V203H64ZM122 204L119 206H117V208L115 210H111L110 212H108V214H111L113 212H115L116 210H118ZM126 204V203H125ZM131 204V203H130ZM154 204V203H153ZM171 204V203H170ZM181 204H183V201L181 202ZM229 204V203H228ZM46 205V204H45ZM54 205V204H53ZM63 205V204H62ZM85 205V204H84ZM95 205V204H94ZM118 205V204H117ZM132 205V204H131ZM137 205V204H136ZM184 205V204H183ZM182 205V206H183ZM253 204L251 203V206ZM48 206V203H47ZM50 206V205H49ZM59 206V205H58ZM171 206V207H172ZM181 206V205H180ZM46 207V206H45ZM124 207V206H123ZM131 207V206H130ZM20 208V207H19ZM48 208V207H46ZM50 208V207H49ZM90 208V207H89ZM137 208V207H136ZM45 209V208H44ZM78 209V208H77ZM83 209V208H82ZM94 209V208H93ZM148 209V207H147ZM145 209V210H147ZM75 210V209H74ZM123 210V209H122ZM132 210V209H131ZM137 210V209H136ZM180 210V209H179ZM44 211V210H43ZM31 212V211H30ZM37 212V211H36ZM77 212V211H76ZM117 212V211H116ZM140 212V211H138ZM154 212V211H153ZM137 213V212H136ZM60 214V213H59ZM118 214V213H117ZM116 214V215H117ZM54 215V214H52ZM107 215V214H106ZM111 215H109L108 217H111ZM156 216V215H155ZM180 216V215H179ZM203 216V215H202ZM54 217H56L54 215ZM129 215L127 213H123V216L121 215V217H119V219H114L112 220L114 223H116L117 225H119V223H121V220H129ZM184 217V216H183ZM205 217V216H204ZM38 218V217H37ZM36 218V219H37ZM103 218V217H102ZM152 218V216H151ZM181 219V217H179ZM27 219V218H26ZM53 219V218H52ZM72 219V217H71ZM88 219V218H87ZM110 219V218H109ZM155 218H153L154 220ZM211 219V218H210ZM41 220V219H39ZM102 220V219H101ZM108 219H106L107 221ZM111 220V219H110ZM120 220V221H119ZM152 220V221H153ZM3 221V220H2ZM27 221V220H26ZM29 221V219H28ZM35 221V220H34ZM37 221V220H36ZM49 221V220H47ZM70 221V220H67ZM111 221V222H112ZM132 221V220H131ZM151 221V224L153 223ZM176 221V220H175ZM179 221V220H178ZM246 221V220H245ZM30 222V221H29ZM33 222V221H31ZM44 222V221H43ZM71 222L73 223L74 220H71ZM110 222V221H108ZM112 222V223H113ZM157 224L159 223H165V221L163 219H161L160 216L157 217L156 220ZM216 222V221H215ZM218 222V221H217ZM25 223V222H24ZM173 223V222H172ZM219 223V222H218ZM262 223V222H260ZM27 224V223H26ZM29 224V223H28ZM44 224V223H43ZM70 224V223H68ZM77 224V222L75 223V225ZM114 226H117V225ZM150 224V225H151ZM154 224V227H156ZM158 224V225H159ZM6 225V224H5ZM24 225V224H23ZM63 225V224H61ZM78 225V224H77ZM109 225V224H108ZM177 225V224H176ZM179 225V224H178ZM190 225V223H189ZM192 225V224H191ZM72 226V225H70ZM131 226V225H130ZM153 226V225H152ZM151 226V227H152ZM170 226V225H169ZM171 226L173 227V225L171 224ZM244 226V225H243ZM153 227V228H154ZM160 228V226H158ZM163 227V225L161 226ZM168 227V225L166 226ZM187 227V226H186ZM211 227V226H210ZM63 228V227H62ZM71 228V227H70ZM254 228V227H253ZM37 229V228H36ZM55 229V228H54ZM75 229V228H74ZM187 230V229H186ZM28 231V230H27ZM36 231V230H35ZM250 231V230H249ZM64 232V231H63ZM69 232V231H67ZM66 232V233H67ZM241 232V231H240ZM49 233V232H47ZM126 233V232H125ZM82 234V233H81ZM120 234V233H119ZM198 234V233H197ZM234 234L237 233H233L231 235V237H235L233 236ZM239 234V233H238ZM48 236V235H47ZM121 236V235H120ZM175 240H180L181 237L184 236V233L182 234H176L174 235ZM198 237V236H197ZM218 237V236H217ZM28 238V236H27ZM173 238V239H174ZM41 239V238H40ZM232 239V238H230ZM230 239H228L230 241ZM34 240V239H33ZM32 240V241H33ZM227 241V239H225ZM24 241V240H22ZM41 241V240H40ZM50 241V240H49ZM97 241H100V239ZM230 243V242H228ZM42 244V242H41ZM50 244V243H49ZM96 244V242H95ZM17 245V244H16ZM29 245V243H28ZM35 246V244H33ZM92 245V244H91ZM100 245H102V243H98L95 246L94 249V253L97 254L94 255L95 259L97 261L99 260H103L105 263H109V261L111 262V264L113 263V255H111L113 252L116 254V252L120 251L119 247H114L113 248V252H110V250H108V252H110V254L107 252V250L105 251L102 248H100L99 250H96L97 247H99ZM23 246V245H22ZM39 246V244H38ZM54 246V245H53ZM1 247V246H0ZM41 247V246H40ZM88 247V246H87ZM92 247V246H91ZM17 248V247H16ZM16 248L12 249L11 252H15L14 255L16 254L17 249ZM70 248V246L68 247ZM226 248V247H225ZM88 248H86L87 250ZM90 249V248H89ZM99 249V248H97ZM228 249V248H227ZM60 250V249H59ZM58 250V251H59ZM43 251H44V246H43ZM51 251V250H50ZM57 251V250H56ZM57 251V252H58ZM92 251V249H91ZM227 251V250H226ZM46 252V251H45ZM49 252V251H48ZM108 254H107V253ZM230 252V251H229ZM20 253V252H17ZM56 253V252H55ZM105 253V255H104ZM233 253V252H232ZM9 255V253H7ZM13 254V253H11ZM11 254L9 256H2L3 259L1 261V264H10L8 261H10L12 258ZM160 254V253H159ZM158 254V255H159ZM5 255V254H4ZM36 255V254H34ZM33 255V256H34ZM230 255V254H229ZM31 256V255H30ZM92 257V256H91ZM231 257V256H230ZM24 258V257H22ZM33 258V257H32ZM63 258V257H62ZM0 259V260H1ZM26 259V258H25ZM165 259V258H164ZM232 259V258H231ZM31 260V259H30ZM33 260V259H32ZM116 259H114L115 261ZM127 260V261H126ZM166 260V259H165ZM235 260V258H234ZM12 261V260H11ZM14 261V259H13ZM102 261V262H103ZM117 261V260H116ZM126 262H129V257L127 256L125 258ZM182 261V260H181ZM236 261V260H235ZM262 261V260H261ZM29 262V261H28ZM95 262V261H93ZM234 262V261H233ZM238 261H236L235 264ZM12 263V262H11ZM24 263V261H23ZM62 263V261H61ZM115 263V262H114ZM110 264V263H109ZM127 264V263H126ZM234 264V263H233Z\"/></svg>", "mask_w": 264, "mask_h": 264}]
</instances>
